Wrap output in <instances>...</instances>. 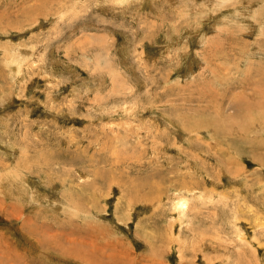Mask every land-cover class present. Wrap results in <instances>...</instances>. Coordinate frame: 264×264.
<instances>
[{"label":"rangeland","instance_id":"obj_1","mask_svg":"<svg viewBox=\"0 0 264 264\" xmlns=\"http://www.w3.org/2000/svg\"><path fill=\"white\" fill-rule=\"evenodd\" d=\"M0 264H264V0H0Z\"/></svg>","mask_w":264,"mask_h":264}]
</instances>
